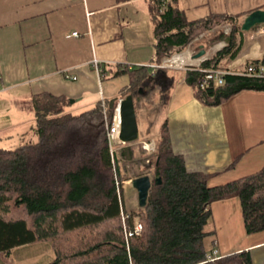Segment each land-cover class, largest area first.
Listing matches in <instances>:
<instances>
[{"label":"trees","instance_id":"16d2710c","mask_svg":"<svg viewBox=\"0 0 264 264\" xmlns=\"http://www.w3.org/2000/svg\"><path fill=\"white\" fill-rule=\"evenodd\" d=\"M176 1L156 0L151 10L152 65L225 26L230 31L221 32L216 41L226 45L199 69H216L224 57H236V36L242 34L244 14L209 15L187 22ZM252 63L264 65V56ZM119 75L129 81L118 91L117 101L131 95L136 110L140 93L156 76L146 67L119 68L112 76ZM222 79L219 87H202V73L185 72L186 84L206 106H219L242 91H264V78L229 74ZM109 103L98 101L91 109L72 114L65 110L69 102L63 96L41 93L32 97L35 141L14 149L0 148V254L8 257L16 248L48 243L53 258L46 264H252L245 251L214 259L215 248L204 249V227L211 219V203L236 197L245 232H263L264 167L210 188L208 175L188 171L183 157L173 152L165 124L154 142V153L148 156L151 187L147 204L136 214L126 212V227L131 229L137 218L142 230L126 241L116 183L128 178L117 155L112 162L109 153L106 123L112 122L117 102L112 108ZM134 156L130 151L129 159Z\"/></svg>","mask_w":264,"mask_h":264},{"label":"crops","instance_id":"0c3cea01","mask_svg":"<svg viewBox=\"0 0 264 264\" xmlns=\"http://www.w3.org/2000/svg\"><path fill=\"white\" fill-rule=\"evenodd\" d=\"M157 2L0 0V104L11 103L9 110L0 107V139L12 141L22 134L14 127L25 115L23 110L13 109L12 102L18 99L31 102L34 95L49 93L63 96L68 102L72 100V104L84 103L86 111L98 101L118 98V91L129 80L125 75L113 77L117 69L146 67L156 77L140 93L141 105L137 104L140 131L137 141L141 145L156 140L165 124L173 152L183 157L188 171L208 175L210 188L260 171L264 167V91H242L219 106H206L186 84V71L151 69L154 44L151 10ZM164 4L163 1L161 11ZM176 6L187 22L209 15L244 14L242 24L252 12L264 10V0H177ZM227 28L201 35L174 56L198 68L226 45L216 39ZM256 29L241 31L236 36L239 46L236 57H224L219 69L241 71L247 63L262 59L264 36L255 34ZM75 32L78 37H67ZM248 34L252 37L245 39ZM94 60L101 74L92 67ZM101 76L112 81L103 85ZM122 77L126 79L124 85ZM154 127L158 128L156 136L149 139L152 134L149 129ZM0 146L5 149L13 144ZM130 151H134L133 143L123 146L116 154L117 159H129ZM209 208L211 219L204 227L205 251L213 246L219 257L245 251L249 252L252 264H264V231L251 235L245 232L239 199L216 201ZM36 245L12 250L8 262L37 264L39 250L18 254L19 259L11 261L14 253Z\"/></svg>","mask_w":264,"mask_h":264},{"label":"rangeland","instance_id":"374dc122","mask_svg":"<svg viewBox=\"0 0 264 264\" xmlns=\"http://www.w3.org/2000/svg\"><path fill=\"white\" fill-rule=\"evenodd\" d=\"M219 30H221V29H219ZM222 30H223V28H222ZM229 31H230V28L228 27L227 30L225 31V34H227ZM259 35H260V37L264 36V34H262V33H259ZM245 36H246L245 39H249L252 37V34L251 35L248 34ZM101 80L103 82V85L110 82V80L112 81V79H110L108 77H103V76H101ZM121 83H122V85H124V83H126L125 77H122ZM109 84H111V83H109ZM84 105H85L84 103H78V104L70 103L65 107V110L67 112L77 114V113L83 112L85 109H87V107L85 108ZM138 105H141V103L139 102ZM12 106H13V109L18 108L19 110L24 111L25 115L14 126V127H17L18 129H20L22 131V134L16 138H14L12 141H9L8 139L7 140H1L0 139L1 145L8 146L10 144H13V146H11L10 148H5V149H13V148H15L21 144L35 141V135L33 134V131L30 130V124H33V112L31 110V102L20 101L18 99L16 102H12ZM0 107L3 111L5 109L9 110L11 108V103H8V102L7 103H1ZM139 109H140V107H139ZM28 112L30 113V117L28 116ZM157 129H158L157 127L149 129V130H151V133H152L151 136H149V139L151 137L155 138ZM143 139H145V138H143ZM154 142H155V140H153V142H151V139L148 141V143H154ZM126 145L127 144H125L124 146H126ZM154 145H155V143H154ZM0 148H2V146H0ZM121 148L118 149V152ZM133 148H134V152H135V156L133 157V159H126L125 161L119 160L120 163L124 167L123 174L128 178L127 181H123L120 184L122 185V187H121L122 188V203H123L124 210L126 212H133L136 214L137 212H139V210L141 208L138 207L137 193L130 185V183L132 181L131 178L139 176V175L144 176L143 174L148 172V170L150 168H149V165H147L145 162L149 158L148 156H150V155H148L147 153H145V151H143L141 144H140V140L133 143ZM150 178H151V176H150ZM35 250L40 251V253L36 257V260L38 262L37 264H46L49 261H51V259L53 258V254L51 252L50 245L48 243H38V245H36L35 247H29V248L20 250L19 251L20 253L19 252L14 253L13 256L11 257V261L14 259L18 260L19 259L18 254H23L26 252H32ZM215 252L217 253V251H215ZM217 256H219L218 253H217ZM0 262L1 263L3 262L4 264H11L8 262V257L6 255H2V254H0Z\"/></svg>","mask_w":264,"mask_h":264},{"label":"built area","instance_id":"2783aa9c","mask_svg":"<svg viewBox=\"0 0 264 264\" xmlns=\"http://www.w3.org/2000/svg\"><path fill=\"white\" fill-rule=\"evenodd\" d=\"M259 33L264 34V25H261L259 28L255 30V34L258 35ZM67 37H78V34L76 32L71 33ZM92 67L96 70L98 74H101V70L99 69L98 62L96 60L92 62ZM150 68L151 69H178V70H183V71H192V70L197 71L198 70L200 73L203 74V80H202V85H201L202 87L208 86L209 84H211L214 87H219L223 84V79H222L223 76L229 75V74H236V75L255 77V78H264V65L262 64L256 65V64H253L252 62L247 63L246 66L241 71L229 72V71H223L219 68L203 70V69H199V66L198 68L194 69L191 66V63L185 61L183 58H180V57L176 58V56H173L169 59L163 60V62L159 65H151ZM104 116L106 119L107 116H106L105 110H104ZM119 132H120L119 110L118 108H115L112 122L110 124L106 123V138H107L108 149H109V153L112 158V162H113L114 156L118 152V149L125 145L123 142L119 140ZM141 147L143 151H145L150 156L155 151L154 143H144L141 145ZM145 163L147 165H150L149 159H147ZM116 187L118 189V197H119V201L121 205L123 204L122 203V188H121L122 185L117 182ZM120 212H121V217L123 220L126 241L128 240V238L139 236L142 230V226L138 222V219L134 218L132 228L127 229L125 226L126 224L125 221L127 219V213L123 207Z\"/></svg>","mask_w":264,"mask_h":264},{"label":"water","instance_id":"95a60500","mask_svg":"<svg viewBox=\"0 0 264 264\" xmlns=\"http://www.w3.org/2000/svg\"><path fill=\"white\" fill-rule=\"evenodd\" d=\"M264 25V10H257L245 17L241 24V31L248 32L256 26ZM203 55V52L200 56ZM117 102L116 108L119 110L120 132L119 140L124 144L134 143L139 138L138 123L133 97L127 95L123 99L117 101L113 99L109 103V108ZM72 103V100L69 101ZM160 183V179H156ZM131 187L136 191L138 198V207L143 209L147 204L148 193L151 187V178L147 175L135 178L131 181Z\"/></svg>","mask_w":264,"mask_h":264},{"label":"bare ground","instance_id":"6f19581e","mask_svg":"<svg viewBox=\"0 0 264 264\" xmlns=\"http://www.w3.org/2000/svg\"><path fill=\"white\" fill-rule=\"evenodd\" d=\"M172 57H173V56H172ZM178 57H179V56H178ZM178 57L176 56V58H178ZM162 62H163V61H162ZM115 108H116V107H115ZM130 185H131V183H130ZM130 185H129V186H130ZM125 226H126V224H125ZM126 228L128 229V227H126ZM124 232H125V231H124ZM125 237H126V236H125ZM131 238H132V237H131ZM128 239H129V238H128ZM214 253H215V254H214ZM213 257H214V259H216V258L218 257V256H217V253H216L215 251L213 252ZM214 259H213V260H214Z\"/></svg>","mask_w":264,"mask_h":264}]
</instances>
